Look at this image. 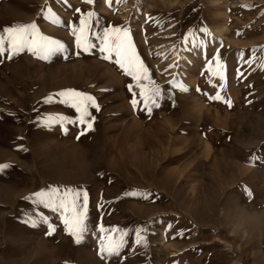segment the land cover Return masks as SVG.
<instances>
[{"label": "rangeland", "instance_id": "1", "mask_svg": "<svg viewBox=\"0 0 264 264\" xmlns=\"http://www.w3.org/2000/svg\"><path fill=\"white\" fill-rule=\"evenodd\" d=\"M30 23L66 51L0 54V264H264V0H0V34ZM116 28L162 91L151 115L100 53ZM64 90L95 99L91 129ZM52 188L87 193L80 243L35 202Z\"/></svg>", "mask_w": 264, "mask_h": 264}, {"label": "snow or ice", "instance_id": "2", "mask_svg": "<svg viewBox=\"0 0 264 264\" xmlns=\"http://www.w3.org/2000/svg\"><path fill=\"white\" fill-rule=\"evenodd\" d=\"M110 3V0H106ZM80 11V9H76ZM92 13H88L90 17ZM81 28L79 31L73 29L72 35L75 37V47L77 49V55L80 51H90L93 45L90 39L84 35V27L87 22L81 19ZM96 39L99 40L100 53L103 58L108 60L113 56L115 57V63L124 69L133 81L136 82V87L139 88V96L141 101L144 103V107L151 115L153 108H159L161 105L158 100L162 97V91L159 87H149L146 92L143 81L148 79V69L143 63L139 61V58L135 55L129 33L125 30L121 34V30L106 29L103 34L97 33ZM27 50L32 53L33 56H37L41 59H49L54 55L66 51L64 45L59 41L52 40L49 37L40 34L35 23L23 24L18 26L6 27L3 34H0V54H7L9 59L13 55H17ZM152 81L149 79V85ZM129 90H132V86H129ZM183 91H187L186 88L182 87ZM197 91H200L197 88ZM59 96L64 99L63 103H70L76 112L79 114L78 122L80 125H86L87 129L92 128V118L90 113L87 111L89 105L99 110L95 99L90 95H85L74 90H64L58 93ZM50 99V98H49ZM212 100H222L219 92L215 96H210ZM229 107L232 106L231 100H223ZM132 106H137V99L131 100ZM70 123H76V121H69ZM67 131V129H64ZM83 134V132L81 133ZM9 167L7 164H0V169ZM58 189L52 188L49 191H40L34 194L35 202L43 204L45 208H50L53 212H59L60 218L65 225V230L74 238L76 243H80L87 232V225L84 223L85 209L87 207V193H83V200H80L81 193L73 190L66 189L63 194L57 195ZM71 197V199H69ZM36 219H30L26 223H30L31 226L37 225ZM39 222L46 224L48 228V234L55 231L53 224L49 223L48 219L41 215ZM170 227V226H169ZM103 231V229H101ZM137 243L143 241L141 231L137 229ZM174 238V237H173ZM123 241L116 242L111 237L107 244L102 240L100 251L106 253L109 256L119 255V249L122 246Z\"/></svg>", "mask_w": 264, "mask_h": 264}]
</instances>
